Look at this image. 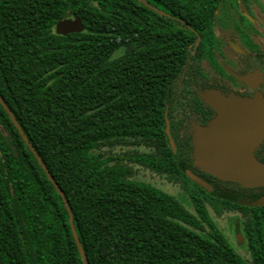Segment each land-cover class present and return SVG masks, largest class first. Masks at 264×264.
<instances>
[{"label":"trees","instance_id":"obj_1","mask_svg":"<svg viewBox=\"0 0 264 264\" xmlns=\"http://www.w3.org/2000/svg\"><path fill=\"white\" fill-rule=\"evenodd\" d=\"M224 1L0 0V95L63 190L89 264H264V206L240 198L264 187L216 180L214 193L187 175L190 122L213 113L199 91L216 87ZM69 14L84 30L58 34ZM134 165L179 184L193 210ZM210 210L237 215L249 257ZM0 259L84 264L62 196L1 103Z\"/></svg>","mask_w":264,"mask_h":264},{"label":"water","instance_id":"obj_2","mask_svg":"<svg viewBox=\"0 0 264 264\" xmlns=\"http://www.w3.org/2000/svg\"><path fill=\"white\" fill-rule=\"evenodd\" d=\"M83 30L82 20L73 14L60 20L56 28L57 33L61 35ZM240 80L249 81L247 77H240ZM199 95L216 112V116L205 126L197 123L192 125V156L195 167L223 182L236 183L244 188L264 187V162L256 156L258 148L264 143V96L260 93L254 97H244L234 93L225 95L218 89L200 90ZM0 103L9 113L24 140L30 145L49 179L62 196L69 212L71 229L82 260L84 264H89L75 227L71 206L63 190L31 146L12 110L1 95ZM167 133L171 145L176 151L169 125ZM187 175L194 183L211 191L212 185L202 177L192 171H187ZM246 204L257 207L264 206V196ZM0 264H4L1 259Z\"/></svg>","mask_w":264,"mask_h":264},{"label":"flooded vegetation","instance_id":"obj_3","mask_svg":"<svg viewBox=\"0 0 264 264\" xmlns=\"http://www.w3.org/2000/svg\"><path fill=\"white\" fill-rule=\"evenodd\" d=\"M226 27L229 30L224 32ZM213 28L215 60L218 65V67L211 64L208 66L213 83L216 84L213 89H218L225 95L234 93L244 97H254L260 93L264 96V2L224 1L216 12ZM240 77H247L249 81H241ZM206 116L199 121L196 119L190 122L189 143L192 155V125L196 123L207 125L216 116V112L210 111ZM193 172L213 186H215L214 182L219 180L195 165Z\"/></svg>","mask_w":264,"mask_h":264},{"label":"rangeland","instance_id":"obj_4","mask_svg":"<svg viewBox=\"0 0 264 264\" xmlns=\"http://www.w3.org/2000/svg\"><path fill=\"white\" fill-rule=\"evenodd\" d=\"M251 1H257V2H264V0H251ZM229 28L226 27L224 29L225 31H228ZM127 149H116L113 153H122ZM135 175L137 178L151 183L165 192H168L181 200L185 202V204L191 209L190 201L188 196L186 195L184 189L179 185L175 184L171 181H169L166 176L159 175L149 169H146L141 166L134 165ZM189 171H192V169H189ZM212 192L218 193L217 188L212 185ZM241 201L244 203H249L251 201H254L256 199L247 198L240 194ZM211 211L212 216L214 217L215 221L219 225V227L223 230V232L227 235L233 246L237 248V250L245 257H249V252L247 248V244L245 239L243 238V235L241 233V224L240 220L238 219L237 215L234 213H225L224 215L218 217L215 215V213ZM241 238V239H240Z\"/></svg>","mask_w":264,"mask_h":264}]
</instances>
